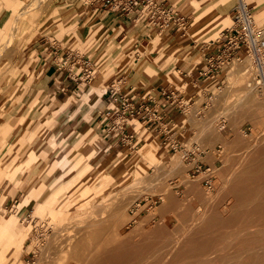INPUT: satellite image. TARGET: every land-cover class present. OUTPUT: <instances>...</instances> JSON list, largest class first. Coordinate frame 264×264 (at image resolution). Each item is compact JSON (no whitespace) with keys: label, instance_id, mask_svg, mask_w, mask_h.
Here are the masks:
<instances>
[{"label":"rangeland","instance_id":"374dc122","mask_svg":"<svg viewBox=\"0 0 264 264\" xmlns=\"http://www.w3.org/2000/svg\"><path fill=\"white\" fill-rule=\"evenodd\" d=\"M33 1L0 0V9L5 11L0 15V49L3 51L0 52V170L3 172V180L0 182V223H6V220L13 216L18 203H21L22 199L29 195L32 198L31 202L17 216L16 222L8 226V230L15 233L16 237H25L26 247L32 244L33 239L36 241L28 252H23L20 255V259L23 264H35L40 260L38 257L41 255L42 246L46 244V236L53 231L48 226V217L36 214L33 204L36 202L45 204L51 201L55 208L63 203L59 199L66 201L69 199L67 202L70 204H74L75 201L80 203L82 201L81 190L84 189L88 181H91L90 185L93 186L101 178L99 174H96L88 181H84L83 178L82 183H72L83 168L74 170L72 173L71 169L73 170L78 158L84 155L86 146L90 145L101 150L91 162L92 168L88 179L94 171L102 172L108 166L113 168L110 170L114 171L115 168L127 164L133 152L137 151L138 153L143 146V138L148 135L154 136L161 145L159 155L164 159L169 155L174 158L178 152L188 149L186 156L182 159L184 170L181 176L176 174L174 160L167 161V166L160 169V174L149 168V174L154 176L156 173L157 175V179L155 175L152 182L155 191L159 192L162 188H168L176 199L177 205L167 212H162L159 209L162 203L160 197L155 198L148 192H142V196L128 211L130 222L124 225L120 232L122 236H129L131 241L140 240L141 237H151L153 244L155 242L162 243L163 246V244L172 242L192 227L203 212L205 205H209L206 203L211 201L217 192L218 195H221L219 189L225 180H220L226 178L223 175L221 177L213 176L209 180L202 179L191 191L186 188L181 178L194 179L207 168L202 163L209 164L206 159L207 154L199 149L198 131L205 128L209 118L217 113L211 110L214 106L211 102L212 98H204L199 101L196 94L211 92L221 95L228 92L222 103L218 105V107H224L238 97V92L247 82V80H243L229 84L226 75L230 69L220 80L221 82L217 79L214 84V81H208L207 78L196 82L199 73L195 66L201 59L202 52L200 49L194 51L196 49H192L193 43L203 46V43L220 35V31L226 26H220L209 32L203 28L192 31L190 29L195 24V15L200 10L194 12L192 8H187L190 0H170L173 7L185 17L183 27L178 29L177 39L172 38L165 43L170 36L164 35L166 31L157 30L151 34L148 45L140 47L137 55L133 57L134 42L130 47L131 52L126 53L118 45L120 39L114 40V33H110L108 36L104 34V38L95 40L98 38L99 32L86 46L78 45L73 28L79 27L73 24L66 30L62 27L61 11L66 9L63 0H39L31 6ZM245 2L252 9L257 23H263L264 14L261 18L256 17L258 10L254 6L255 2L264 4L263 0H245ZM237 3L238 0H232V5L226 12L228 23ZM220 8L224 12L223 7ZM220 8L218 11L221 12ZM49 10H54V12L51 14ZM83 28L81 27L80 30L83 31ZM141 29L143 31L140 32L143 33L145 29ZM94 33L97 31L92 35ZM133 33L130 30L128 37H132ZM159 33L162 38L155 37ZM153 39H157L158 42H154ZM111 41L112 43H110ZM57 47L59 50L55 56L58 57L56 59L60 65H62L60 53L76 52L82 54L90 62L94 75L85 79V75L81 77L82 73H80L77 78L81 77V80L75 78L71 83L66 84L64 91H61V87L59 90L52 89L54 79L47 80L44 75L53 66L43 59ZM175 51H178L179 54L174 55ZM243 59L242 57L238 60ZM52 61H55L54 57ZM76 62L71 64V68L73 71L79 72L82 66ZM251 62L253 69L255 66L252 58ZM56 67L54 66V68ZM145 68H150L153 74H158L151 80L162 78L165 90H179L184 106L181 110L174 111L173 119L170 122L162 120L160 130L147 129L143 127L142 123L131 119L129 125L133 131L139 129L137 133L138 145L134 146L135 143L122 146L113 145L102 139L100 131L96 128L97 118L105 108L106 96L102 99L101 94L111 85V82L117 84V81L114 80L125 70L131 71V74L136 73L133 76L134 79L131 77L128 80L134 83L141 77L140 75H145ZM182 72L186 77L183 84L178 86L171 75ZM252 73L251 79H261L256 72ZM245 76H249V74H244ZM144 82L145 80L141 81L140 85ZM77 87L81 90L75 89ZM195 105L196 110L191 111ZM192 112L195 114L193 118L190 116ZM245 129L249 131V125H246ZM176 142L179 143L177 147H175ZM129 149L131 150L127 151ZM235 154L238 155V153ZM30 155L32 158L29 157ZM236 158H234V162L237 161ZM196 166H201V169L196 171L193 169ZM215 166L220 167V162L216 161ZM10 172L16 175V177L14 176L15 181L8 177ZM56 178H59L58 182ZM218 178H220L219 184L217 183ZM54 179H56L55 190L51 189L53 184L51 181ZM203 180L208 183L202 184ZM215 186L217 187L215 188ZM6 188L9 190L6 195H3ZM79 198L81 199L79 200ZM138 214L144 220L141 223L137 218ZM104 215L105 213H102L99 217L102 218ZM114 217L116 216L110 215V218ZM75 220L76 223L79 222L77 217L75 219L68 218L59 224L55 221L58 228L56 243L55 247L50 249V253L48 251L43 255L47 257L46 255L49 254L47 257L49 261L43 257L48 262L46 264H64L57 261L62 255L60 252L61 246H63L61 241L68 233L71 234L76 229ZM132 234H134L133 237ZM159 244H154L156 249L152 254L144 257V263L152 261L153 264H177L169 261L170 256L166 254V249ZM137 255L138 260L142 261L140 258L142 255ZM210 257L214 256L209 255L204 258ZM138 260L134 263L138 264ZM261 260L264 261L263 255L258 256L254 262L260 264Z\"/></svg>","mask_w":264,"mask_h":264},{"label":"bare ground","instance_id":"6f19581e","mask_svg":"<svg viewBox=\"0 0 264 264\" xmlns=\"http://www.w3.org/2000/svg\"><path fill=\"white\" fill-rule=\"evenodd\" d=\"M38 1L34 0L31 6ZM206 1L190 0L188 2L187 8H192L194 12L200 10L195 15V24L190 30L203 28L209 32L224 25L230 27L232 19L230 18L228 23L226 12L230 9L232 0ZM240 1L247 4L245 0ZM254 4L258 10L256 17L261 18L264 14V4L256 2ZM220 7H223L224 12ZM254 21L258 22L255 18ZM160 34H156L155 37L162 38ZM165 34L168 37L167 31ZM153 41L158 42L157 39ZM154 42L152 44L156 46ZM0 52L3 51L0 49ZM176 54L179 52L175 51L174 55ZM246 55L243 60H237L226 75L229 84L247 80L238 92V97L229 105L218 107L228 92L221 95L211 92L195 93L199 101L212 98L211 102L214 106L211 110L217 114L211 116L205 128L198 131L199 149L207 154L209 167L202 170V173L194 179L181 177L182 182L191 191L202 179L209 180L213 176L223 175L226 178L217 179V183L218 180H225L224 183L222 182L224 185L221 184L219 189L221 195H218L219 190H217L216 196L214 195L212 200L206 203L209 205H205L203 212L191 228L172 242L163 244V246L162 243H158L166 249L165 252L170 256L171 263L255 264L254 260L258 256H264V77L251 79L252 72L257 73V70L251 68L252 57ZM144 72L147 77L154 75L150 68H145ZM244 74H249V76L244 77ZM185 77L183 72L171 75L178 86L183 84ZM207 80L214 81V84L217 81L214 75L208 77ZM195 110L196 105L191 108V111ZM194 115V112L190 114L192 118ZM246 125H249V131L245 129ZM138 130L135 129V133H138ZM160 146L154 136L148 135L143 138V146L138 153L133 152L127 164L115 168L114 171L110 170L113 168L109 166L102 172L94 171L88 179L92 168L91 162L101 150L90 145L86 146L84 155L78 158L73 170L71 169L72 173L74 170L83 168L72 183H82L83 178L84 181H88L96 174H99L101 178L93 186L90 185L91 181H88L81 190L82 201L80 203L75 201L74 204H70L67 202L69 199L67 201L59 199L55 193V196L63 202L61 205L54 208L51 201L45 204L37 202L33 204L36 214L48 217V226L53 230L50 235L46 236V244L42 246L40 252L42 256L40 254V257L37 256L40 260L35 264L48 263L49 254L46 255L47 257L43 255L48 251L50 253V249L55 247L58 232L56 225L68 218L75 219L76 217L79 219L78 223H76L78 220H75L76 229L74 227V233L72 232V235L68 233L69 235L67 234L62 239L63 246L60 251L62 255L57 261L64 264H135L134 262L138 260L136 255L139 254L142 255L140 257L142 261L139 259L138 264H153L152 261L144 263V257L152 254L158 244L155 242L156 245H154L151 237H141L140 240L137 239L138 241H131L129 236H122L120 230L130 222L128 211L142 196V192H148L155 198L160 197L162 203L159 209L162 212H167L177 205L176 199L168 188H162L157 192L152 182L156 173L161 168H165L167 161L171 160H174L176 174L181 176L184 170L182 159L186 156L188 149L178 152L174 158L169 155L164 159L159 155ZM235 153L238 155L236 156ZM29 157L32 158L31 155ZM234 158L237 159L236 162ZM216 161L220 162V167L215 166ZM149 168L156 172L154 176L149 174ZM2 174L0 170V182L3 180ZM14 176L16 177L13 172L8 175L15 181ZM56 179L58 182L59 178ZM56 179L51 181L53 183L51 189L55 190ZM8 190L6 188L3 195H6ZM31 199L29 195L25 196L21 203L17 204L13 216L6 220V223H0V264H23L20 255L28 252L36 242L33 239L32 244L26 247L25 237H16L15 233L8 230V226L16 222L17 216L31 202ZM102 213L105 215L100 218L99 215ZM110 215L116 217L112 219ZM137 218L140 223L144 221L139 214ZM209 255L214 257L204 258ZM43 257L48 260L46 261ZM260 264H264V261L261 260Z\"/></svg>","mask_w":264,"mask_h":264},{"label":"built area","instance_id":"2783aa9c","mask_svg":"<svg viewBox=\"0 0 264 264\" xmlns=\"http://www.w3.org/2000/svg\"><path fill=\"white\" fill-rule=\"evenodd\" d=\"M85 3H97L104 11L116 13L118 16L135 15V19L144 17L157 25L159 31L168 32L172 28L178 31L185 22V17L169 5L167 0H85ZM231 19V26L223 28L217 39H210L207 43H203V46L200 44L197 47L202 52V57L196 65L199 75L203 79L214 75L221 82L220 80L225 77L234 62L248 54L254 61L257 76L264 77V22L256 23L252 9L240 0L233 9ZM51 48L53 49L54 46L52 45ZM58 50L59 47L55 52ZM79 57L80 54L67 51L65 56L61 57L62 65L58 62L55 64L58 69H65L72 58L79 59ZM81 63V77L84 75L85 79L92 77L94 71L90 62L83 59ZM69 71L71 74V68ZM81 77L77 79L81 80ZM128 83V80L120 79L117 84L111 85L103 92V96L106 95L105 108L101 112L106 121L103 135L109 136L115 144L135 143V146V131L129 125L131 119L139 120L147 129L157 127L158 130L161 128L159 122L163 119L159 116L160 113H156L152 107L134 104L124 91ZM166 95L167 107H173L174 110L182 109L184 103L179 90L177 93L170 91ZM164 113L169 115L171 111L167 110ZM175 144V147L179 145L177 142ZM193 169L199 171L201 166Z\"/></svg>","mask_w":264,"mask_h":264},{"label":"crops","instance_id":"0c3cea01","mask_svg":"<svg viewBox=\"0 0 264 264\" xmlns=\"http://www.w3.org/2000/svg\"><path fill=\"white\" fill-rule=\"evenodd\" d=\"M167 1L169 5L173 6L170 0H167ZM63 3L65 4L64 7L66 8L65 9L66 11L65 10L63 11L61 9L62 14H61L60 21L62 23V27L64 28V30H66L72 24L74 26H78L79 28L77 27L73 28V32L76 37V42L78 43V45H82L83 47L86 46L91 41V39L93 38L95 34L98 35L99 32L100 34L98 38H96L95 40H101L102 37L104 38L103 36L104 34H107L108 36V34L114 33L113 35L114 40L116 41L117 39H120V41L118 42V45L120 46L122 51L126 53L131 52L130 47L134 42L133 51H132V55L134 57V55H137V52L140 50V47L148 45L151 34L153 32H156L157 30L159 31V27L157 25L151 23L148 19L144 17H139L138 19H135V15H130L129 17L118 16L116 13L104 11L100 7V5L97 3L87 4L85 3V0H63ZM263 3H264V0H263ZM3 11L4 10L0 9V15L1 13H3ZM51 12H54V10H51V11L49 10V13ZM81 27L82 28L84 27L83 31L80 30ZM140 27L145 29L143 33L140 32V31H143ZM130 30L134 32L132 37H128V32ZM95 31H97V33H94L92 35V33ZM168 33L170 37L166 40L165 43H167L172 38L177 39V36H178L177 29L172 28L171 30L168 31ZM110 43H112V41ZM199 46H200L199 43H193L192 49H196L194 51H197L198 50L197 47ZM55 54H56L55 51H51L50 54L43 59L44 61L50 62L49 64L53 66L51 70H48L46 72V74L44 75V78L47 80L54 79L52 86H51L52 89L56 88L57 90H59L61 87V91H64L66 84H68L69 82L71 83L82 72L81 69L79 72L73 71L71 68L72 66L71 64L77 61L76 64L81 65L82 64L81 61L83 59H86V57L80 54L79 59L72 58L65 69H58L57 67L54 68V66H56L55 63L57 62V59H56L57 56H55ZM59 56H62V57L65 56L64 52L60 53ZM53 57L55 61L51 62ZM70 68H71V74L69 71ZM196 70L199 73V69L196 68ZM135 75L136 73L131 74V71L125 70L124 72L119 74L114 81H119L120 79L130 80L131 77H132L131 79H134L133 76ZM157 75L158 74L156 73L153 76H157ZM140 76L141 77L140 78L138 77L139 79L136 80L137 82L133 83V81L131 82L128 81L129 83L124 88L125 94H127L132 99L134 104H136L137 106L141 104L148 105L149 107H152L153 110L156 111V113H160L159 116L164 121L170 122L173 119V113L176 109L174 110L172 109L173 107H167L166 93L170 91L165 90V86L162 83V78L151 80L153 76L151 77H147L146 75H140ZM144 80L145 82L142 85H140L141 81H144ZM199 80H203V77H201L200 75L196 78V82H198ZM113 84L114 82H111V85ZM75 89L81 90V88H78V87ZM174 91L177 92L178 90L175 89ZM105 96L106 95L103 96V93L101 94L102 99ZM111 106L113 107V105ZM114 106L116 105L114 104ZM167 110L171 111L169 115L168 113H164ZM167 116H169V118ZM97 120L98 121H97L96 128L100 131V135L102 139L109 141L113 145L122 146L120 144H115L114 141H112V139L109 136H106L105 134L103 135V131L106 128V121L104 120L102 113L99 114ZM137 121L140 123L139 120ZM161 123L162 121L159 122L160 127H161ZM131 129L133 130V128ZM156 129L158 130L157 127ZM137 135L138 134L135 133V142H136L135 146L138 145ZM202 164L207 167L209 166V164L207 163H202ZM204 183H208V182L203 180L202 184Z\"/></svg>","mask_w":264,"mask_h":264}]
</instances>
